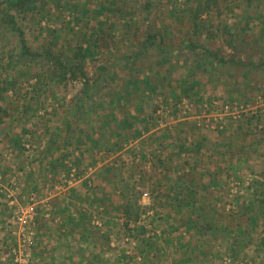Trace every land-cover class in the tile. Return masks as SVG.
Returning a JSON list of instances; mask_svg holds the SVG:
<instances>
[{
    "label": "rangeland",
    "instance_id": "1",
    "mask_svg": "<svg viewBox=\"0 0 264 264\" xmlns=\"http://www.w3.org/2000/svg\"><path fill=\"white\" fill-rule=\"evenodd\" d=\"M204 2L44 0L27 14L15 15L8 12L9 0H0V100L10 104L6 115L15 117L13 107L26 106L37 87V97L25 110L30 123H39L32 126L35 135L72 118L91 120L94 132L99 127L109 137L154 127L170 134L175 126H188L186 119L193 116L202 122L200 127L208 126V138L222 143L229 134L236 145L237 173L226 179L230 196L225 192L220 205L199 211L202 221L208 219L219 231L214 234L221 245L191 249L201 246L192 234L194 220L180 229L169 222L171 214L163 216L164 209L157 213L150 205L137 206L139 192L128 180L127 195L139 218L145 217L127 226L123 222L108 244V256L92 259L94 264H264V67L257 65L264 61V0H216L207 8ZM11 16L29 48L48 46L78 57L85 77L59 81L55 68L40 59L9 70L8 60L19 47ZM224 34L233 36L235 50L225 44ZM208 51L236 63L221 66ZM84 83L89 90L85 96ZM121 119L124 125L118 126ZM137 164L126 167L132 171ZM192 164L178 160L176 165L181 169ZM34 193L28 196L31 206ZM32 219L19 225L15 242L2 255L7 264H18L16 252L24 244L31 263L36 243Z\"/></svg>",
    "mask_w": 264,
    "mask_h": 264
},
{
    "label": "crops",
    "instance_id": "2",
    "mask_svg": "<svg viewBox=\"0 0 264 264\" xmlns=\"http://www.w3.org/2000/svg\"><path fill=\"white\" fill-rule=\"evenodd\" d=\"M6 107L10 104L0 100V264H7L2 255L21 229L14 222L18 210L33 218L36 243L30 264H94L92 259L106 258L113 233L126 221L123 208L132 201L126 192L128 180L139 192L137 206L150 205L157 213L164 209L163 216L171 214L169 222L174 226L185 223L182 226L187 228L189 220H194L192 234L201 246L191 249L221 245L214 234L218 230L211 228L208 219L202 221L199 211L220 205L221 196L232 192L226 179L237 173L236 145L229 134L222 143L212 135L208 138V126L200 127L202 122L196 123L192 116L186 119L188 126H175L170 134L154 127L142 134L122 132L109 137L99 127L94 132L91 120L72 118L66 120L69 124L52 123L49 131L41 129L35 135L32 126L39 123H30L22 105L13 107L17 115L12 118L6 115ZM127 152L137 156L129 159ZM178 160L194 164L180 169ZM132 164L137 165L129 171L126 165ZM34 191L31 206L28 196ZM187 203L194 209L187 208Z\"/></svg>",
    "mask_w": 264,
    "mask_h": 264
},
{
    "label": "trees",
    "instance_id": "3",
    "mask_svg": "<svg viewBox=\"0 0 264 264\" xmlns=\"http://www.w3.org/2000/svg\"><path fill=\"white\" fill-rule=\"evenodd\" d=\"M43 1L44 0H9L7 9L9 8L8 12H14L15 15L27 14L30 10L35 9V7L39 6V4H42ZM215 4H216V0H205L204 2L205 8L210 7L211 5H215ZM11 21H12L11 26L17 35L19 47H18V52L11 59L8 60L7 68L9 70L14 71L18 66H21V65H26V64L34 65L37 63V60L40 59L46 63H49L55 68V70L58 72L57 78L59 81H63L66 78V76H70L71 78H76L77 76L81 78L85 77V73L83 71V64L78 59V57L65 56L62 53L55 52L51 47H48V46H44L40 50H32L26 45L23 31L19 27L16 26V23L13 20V18L10 19V22ZM224 36H226L225 44L228 47H231L232 49L235 50L236 46L234 47L231 46V44L233 45V42L235 41V39H233V36L230 34H224ZM153 37L154 36H152V38ZM242 44L243 43L241 42L239 45L242 46ZM190 46L192 47L196 45L191 43ZM207 54L213 55L215 58L214 60H216V62L221 66H224L226 64L236 63L232 59L226 60L223 57L218 56L217 54H212L209 51ZM257 65L264 67V61L260 60L257 63ZM38 90L39 89H37V87H34L32 89L33 93L32 95H28L29 97L26 99L27 105L22 106V111H25L27 109V106H29L30 103H33V101L37 97ZM88 91L89 90H88L87 83H84L81 89V95L85 96ZM133 201L134 200L129 201L123 208V215L126 220L125 226H127L126 223L128 221L136 222L139 217V209L137 206L134 205ZM186 205L188 206L187 208L191 210L194 209L193 205H190L188 203ZM199 228L203 230L202 227H199Z\"/></svg>",
    "mask_w": 264,
    "mask_h": 264
},
{
    "label": "built area",
    "instance_id": "4",
    "mask_svg": "<svg viewBox=\"0 0 264 264\" xmlns=\"http://www.w3.org/2000/svg\"><path fill=\"white\" fill-rule=\"evenodd\" d=\"M17 214L14 217V222L18 223V225L23 226V224H26L28 222V220L30 219V215L28 214V212H24L21 210H18L16 212ZM31 214V213H30ZM24 247L19 248L20 251L17 250L16 253L17 256H19V258L17 257V259L14 261L15 263L18 262V264H27L28 263V257L27 255V246L28 245H23Z\"/></svg>",
    "mask_w": 264,
    "mask_h": 264
}]
</instances>
